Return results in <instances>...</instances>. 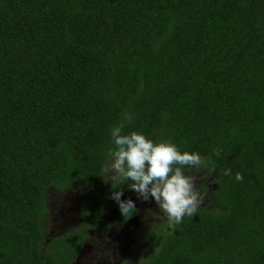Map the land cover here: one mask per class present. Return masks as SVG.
Listing matches in <instances>:
<instances>
[{"label": "trees", "instance_id": "16d2710c", "mask_svg": "<svg viewBox=\"0 0 264 264\" xmlns=\"http://www.w3.org/2000/svg\"><path fill=\"white\" fill-rule=\"evenodd\" d=\"M121 125L211 184L143 264H264V0H0V264H71L47 196L124 195L104 178Z\"/></svg>", "mask_w": 264, "mask_h": 264}, {"label": "flooded vegetation", "instance_id": "af4514ba", "mask_svg": "<svg viewBox=\"0 0 264 264\" xmlns=\"http://www.w3.org/2000/svg\"><path fill=\"white\" fill-rule=\"evenodd\" d=\"M182 174L189 177V172ZM116 179V174L112 173V176L105 179V182L112 185ZM210 186L211 184L206 183L202 175L201 179L196 180L193 191L199 194L198 199H203V203L198 204L197 207L207 206L208 195L201 193V190L203 188L208 190ZM107 189L104 190L102 196L105 200L96 205L93 212L87 210V201L77 189H68L63 192L52 190L54 202L50 204L47 199L48 221L44 223L47 237L51 239L71 233L81 238L78 255L71 264H128V260L137 254L136 239L138 236L145 243V251L152 253L161 243L165 233L170 230L169 218L164 211H160L158 204L156 206V201H153L151 208L155 212L165 213V220H162L157 229L146 225L144 218L148 216L154 220V223H157L156 220H158L157 214L148 211L146 201L151 198L150 194L147 200H144L131 188L124 195L122 194L120 199L123 201L131 199L136 208L132 210L131 214L124 216L120 211L119 204L112 199L113 193L117 190ZM90 214L92 219H90ZM141 226L144 228L142 232ZM145 251L141 254L143 255Z\"/></svg>", "mask_w": 264, "mask_h": 264}, {"label": "clouds", "instance_id": "9594fccd", "mask_svg": "<svg viewBox=\"0 0 264 264\" xmlns=\"http://www.w3.org/2000/svg\"><path fill=\"white\" fill-rule=\"evenodd\" d=\"M123 125L112 130L117 150L111 153L113 162L110 169L116 177L131 180L130 188L140 194L144 200L149 194L155 199L158 206L167 214L170 221L179 223L187 214L193 215L198 204V193L193 191L194 177L182 174L181 167L173 165H197L202 161L198 154L184 152L181 154L175 145L154 144L143 135L132 132L130 135H121ZM231 170L224 174L230 175ZM236 179L242 180L240 173ZM122 191L114 192L112 199L119 204L122 215H129L135 208L134 202L129 199H120Z\"/></svg>", "mask_w": 264, "mask_h": 264}, {"label": "rangeland", "instance_id": "374dc122", "mask_svg": "<svg viewBox=\"0 0 264 264\" xmlns=\"http://www.w3.org/2000/svg\"><path fill=\"white\" fill-rule=\"evenodd\" d=\"M112 163V161H107L106 166H105V171H104V178L107 179L108 177L112 176V173H114L111 169H110V164ZM201 172H199V169L197 168L194 169L193 171H189V177H194L195 180L192 181L193 187L196 185V180L201 179ZM203 174V173H202ZM52 192V191H51ZM47 199L49 200V203L51 204V202H54V197L51 194H48ZM153 201H155L154 198H150L149 200L146 201V203L148 204V211L151 212L153 211L155 214H157V218L158 220L157 223H154V220H152L151 218H149L150 216H148L145 219L146 225L147 226H151L152 229H157L159 225H161L160 223L162 222V220H165V213H161L163 210L160 208V211L155 212L154 210H152V206H153ZM157 206V203H156ZM141 232L144 230L143 226L140 227ZM147 233V231H146ZM136 242L138 243V247L136 248V255L134 256V258H131L130 260H128V264L132 263V264H143V262L145 261V259L151 254L148 251H145L144 245L145 243L143 242V240L141 241V238L138 236V238L136 239ZM145 253L142 255L141 252Z\"/></svg>", "mask_w": 264, "mask_h": 264}]
</instances>
